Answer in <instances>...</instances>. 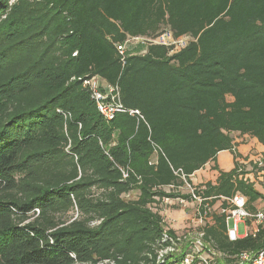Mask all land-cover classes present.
Returning a JSON list of instances; mask_svg holds the SVG:
<instances>
[{
    "label": "trees",
    "instance_id": "16d2710c",
    "mask_svg": "<svg viewBox=\"0 0 264 264\" xmlns=\"http://www.w3.org/2000/svg\"><path fill=\"white\" fill-rule=\"evenodd\" d=\"M166 30L186 46L116 48ZM92 76L143 119L105 120L82 85ZM233 133L264 146V0H0V264H158L175 231L152 204L190 200L164 188L222 150L234 166L194 186L200 211L240 194L253 213L264 195L239 177ZM212 219L202 241L216 264L264 241L262 225L230 240L225 214Z\"/></svg>",
    "mask_w": 264,
    "mask_h": 264
},
{
    "label": "built area",
    "instance_id": "2783aa9c",
    "mask_svg": "<svg viewBox=\"0 0 264 264\" xmlns=\"http://www.w3.org/2000/svg\"><path fill=\"white\" fill-rule=\"evenodd\" d=\"M189 38L185 36L173 37L171 32L168 30L159 33L156 36H132L125 39L123 42L116 44V48L119 54L123 57L125 56L129 46L132 44L147 46L150 44H159L169 48V53H173L183 47L188 43ZM136 45V46H137ZM135 46V47H136ZM75 54V53H74ZM82 85L87 87L95 100L96 107L100 114L105 120H111L119 112H127L129 115H136L138 118L143 119L142 115L137 109H125L119 100V91L116 85H109L104 83L98 76H92L90 78L83 79ZM257 165L263 166L264 156L257 160ZM241 169L239 168L238 171ZM123 176L126 173L123 172ZM240 176H242L240 174ZM182 180L185 182V186L188 189V195L190 200L197 202L199 211L200 205L205 200V198L196 194L195 187L190 183L186 182L185 176L181 174ZM244 179H247L243 176ZM168 198H164L167 200ZM177 199L184 203L187 199L177 197ZM226 202V207L221 208V212L225 214L226 223V234L230 240H235L240 237L237 233L238 223H246L248 219H254L258 225L264 227V211L249 212L245 208V198L240 194H236L233 197H223ZM206 205V204H205ZM208 213V208L200 211V217L203 218ZM232 222L230 226L228 223ZM93 222L92 224H94ZM203 231L200 230L196 234L186 233L184 235H179L175 233L174 236L167 234L166 230L163 232L162 241L168 244L160 248L157 252V263L163 264L165 257L169 253H173L178 250V247L187 241V249L183 259L180 262H173L172 264H216L214 259L210 257L200 256L199 254L204 250V245L202 241ZM238 261L241 264H264V241L261 247L254 253L242 252L238 257ZM107 263L111 264L109 261L104 260L96 264Z\"/></svg>",
    "mask_w": 264,
    "mask_h": 264
},
{
    "label": "rangeland",
    "instance_id": "374dc122",
    "mask_svg": "<svg viewBox=\"0 0 264 264\" xmlns=\"http://www.w3.org/2000/svg\"><path fill=\"white\" fill-rule=\"evenodd\" d=\"M133 46H129V50H131L132 52L134 51L133 48L137 45V44H132ZM140 45H137V47ZM128 50V51H129ZM139 51V50H137ZM240 141H244L245 138L242 137V140L239 139ZM237 143H241V142H237ZM217 167L222 170V171H228L233 167V154L230 150H223L220 151L219 153H217L216 158L214 160V162ZM213 163L209 165H206L204 169L199 170L198 172L195 173V179L192 180V185L196 186L199 185L201 182L199 183L197 180H200L201 177L203 178H207V177H213L215 175V172L212 171L210 169L211 165L213 166ZM197 179V180H196ZM166 191H170V190H175L178 191L181 194H188V189L186 186H182V187H178L173 188V187H169L166 186L164 188ZM137 195V191H132L129 194L125 195L126 199H132L135 198ZM166 202H164L162 200V202H158V203H154L152 204L153 209L154 210H160V208H162V210H166L167 214L170 218V223L175 227L176 233H178L179 235H184L186 233H191L192 235L196 234V232L202 230V228L206 225H208L209 223H211L213 221L212 216L213 214H220L221 213V204L223 203V201H225L222 197L217 199L215 201V203L208 207V213L207 215H205V217L201 218L200 217V211L198 208V203L192 200H186V202L181 203L177 198H169L168 200H165ZM253 205L255 206L256 210L255 211H264V203L263 200H257L253 203ZM254 211V212H255ZM253 222V224H252ZM230 226L232 225V222L229 221L228 223ZM244 225H246V228L244 229ZM257 223L254 222V219H248L246 221V223H238V230L237 233L238 235H242L244 234L246 231H251L252 228H256L257 227ZM169 226V225H168ZM204 251V257H210L212 259L215 258V255L208 252L206 249L203 250ZM101 264H107V263H101Z\"/></svg>",
    "mask_w": 264,
    "mask_h": 264
},
{
    "label": "crops",
    "instance_id": "0c3cea01",
    "mask_svg": "<svg viewBox=\"0 0 264 264\" xmlns=\"http://www.w3.org/2000/svg\"><path fill=\"white\" fill-rule=\"evenodd\" d=\"M233 137H234V143H235L234 149L240 155L239 157L236 158V161L240 164V169L245 171V173L243 175L242 174L241 175L246 177L249 181L253 182L254 187L260 193H262L264 195V168H261L262 166L257 165V163H256L257 160L261 159V157L264 156V146L261 145L255 138H252L248 135H240L237 133H233ZM242 137L245 138L244 141L239 140V139L242 140ZM237 142H241V143H237ZM213 162L214 161H208L202 168L196 170L193 174H191L190 175V184L191 185L193 184L192 180L195 179L194 177H195L196 172H198L201 169H204L206 165L210 166V164H212ZM214 164L215 163H213V165ZM233 166H234V159H233ZM210 169L215 172V175L213 177H207V178L201 177L200 180H197V179L196 180L199 183L206 182L208 180L214 182L216 176L218 175V171L216 169H213L212 165H211ZM239 177H241L240 174H239ZM180 187H182V186H180ZM163 201L166 202L164 199H163ZM263 203H264V201H263ZM159 212L162 214V216L164 217V220L167 222L169 227L172 228L176 233L177 229H175V227L170 223V218L167 214V211L162 210V208H160ZM252 224H253V222H252ZM245 228H246V225H244V229ZM253 230H254V228H252L251 231H253ZM251 231H246L244 234L239 235V236L240 237L244 236L248 232H251ZM203 253H204V251H202L199 255L204 256L205 253L204 254Z\"/></svg>",
    "mask_w": 264,
    "mask_h": 264
}]
</instances>
